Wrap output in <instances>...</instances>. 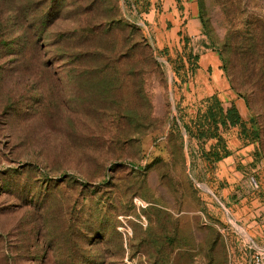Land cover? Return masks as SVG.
<instances>
[{
	"label": "rangeland",
	"instance_id": "rangeland-1",
	"mask_svg": "<svg viewBox=\"0 0 264 264\" xmlns=\"http://www.w3.org/2000/svg\"><path fill=\"white\" fill-rule=\"evenodd\" d=\"M55 1L0 0V264H230L264 199V0ZM213 94L248 128L218 160L185 127Z\"/></svg>",
	"mask_w": 264,
	"mask_h": 264
},
{
	"label": "trees",
	"instance_id": "trees-1",
	"mask_svg": "<svg viewBox=\"0 0 264 264\" xmlns=\"http://www.w3.org/2000/svg\"><path fill=\"white\" fill-rule=\"evenodd\" d=\"M63 1V0H62ZM55 1L57 3L55 5L53 10V15L57 13L58 6H60L61 2ZM86 2L90 5V7L86 8V11H90L93 9V5L95 2H92V0H86ZM66 4V3H65ZM24 12H29L25 10ZM48 22L50 17L45 18ZM90 21L88 23V27L84 29L86 32L84 35L88 38H98L100 34L103 32L101 28V23L96 22V24H91ZM118 31L123 32V29H125V25L121 26L117 24ZM79 31V30H78ZM77 30H71V33L68 37L74 39L71 42H66V44L69 46V50L73 53L74 57H78L80 55V52L74 49V46L76 47L77 41L81 42L82 38H85V36L81 35ZM55 42L60 43V40H63L64 36L61 33L54 35ZM54 41V40H53ZM68 41V40H67ZM53 43V42H52ZM243 45H240L242 53L244 57L246 58V62L248 63V67L251 70V74L247 75L245 77L244 82L242 83L244 88L243 92V99L245 101V104L248 108L252 109V103L256 96H258L260 91L264 90V43L260 45H254L248 43H242ZM259 47V48H257ZM262 47V48H260ZM98 50V48H96ZM255 54V57L258 56V58H255L253 56ZM257 54V55H256ZM233 82L231 81V85ZM256 99V98H255ZM253 119L256 123L255 129L251 130L254 139H259L261 132H262V126L257 120V115L253 113ZM191 125L193 126V130L190 124H185L187 130H189V133L193 135L194 137L198 139L208 140V139H214L215 142L210 146V149L205 152L206 157H212L213 160L220 159L223 154L221 152V149H225V143L224 138L222 136L223 130L238 126L240 128L241 133L248 132L247 124L246 122L241 118V115L234 103H231L229 107L224 109L222 106L220 100L218 97L213 94L210 97L207 98V104L205 106V109L203 111L199 110L196 114V116L191 119ZM221 145V147H220ZM228 152L224 153V156ZM223 156V157H224ZM103 236H106L104 234ZM96 239V238H95Z\"/></svg>",
	"mask_w": 264,
	"mask_h": 264
},
{
	"label": "crops",
	"instance_id": "crops-1",
	"mask_svg": "<svg viewBox=\"0 0 264 264\" xmlns=\"http://www.w3.org/2000/svg\"><path fill=\"white\" fill-rule=\"evenodd\" d=\"M228 158H224L222 164L227 163ZM219 193L221 197L227 195L226 191ZM245 208L243 219L246 221L248 230L245 231V239L234 241L230 239L234 244L228 248L230 264H250L249 256L253 248L258 246L264 249V199H254L250 208Z\"/></svg>",
	"mask_w": 264,
	"mask_h": 264
},
{
	"label": "built area",
	"instance_id": "built-area-1",
	"mask_svg": "<svg viewBox=\"0 0 264 264\" xmlns=\"http://www.w3.org/2000/svg\"><path fill=\"white\" fill-rule=\"evenodd\" d=\"M250 264H264V249L253 248L249 256Z\"/></svg>",
	"mask_w": 264,
	"mask_h": 264
}]
</instances>
